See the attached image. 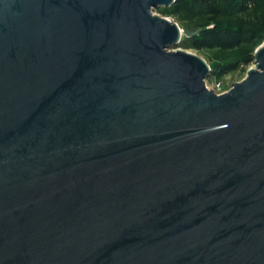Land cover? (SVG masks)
Instances as JSON below:
<instances>
[{
    "label": "water",
    "instance_id": "1",
    "mask_svg": "<svg viewBox=\"0 0 264 264\" xmlns=\"http://www.w3.org/2000/svg\"><path fill=\"white\" fill-rule=\"evenodd\" d=\"M177 1L0 0V264H264V44L217 93Z\"/></svg>",
    "mask_w": 264,
    "mask_h": 264
},
{
    "label": "rangeland",
    "instance_id": "2",
    "mask_svg": "<svg viewBox=\"0 0 264 264\" xmlns=\"http://www.w3.org/2000/svg\"><path fill=\"white\" fill-rule=\"evenodd\" d=\"M197 1L189 0L184 8L175 4L157 7L153 13L181 27V43L170 49H182L203 57L212 69L206 78L207 86L223 93L243 80L250 66H255V53L264 44V0ZM211 4L219 9L217 14L206 13L213 8ZM241 4L244 6L239 9ZM226 26L242 27V32L238 36H229L223 31L218 35L207 32ZM197 27L201 31L188 37L186 30Z\"/></svg>",
    "mask_w": 264,
    "mask_h": 264
},
{
    "label": "trees",
    "instance_id": "3",
    "mask_svg": "<svg viewBox=\"0 0 264 264\" xmlns=\"http://www.w3.org/2000/svg\"><path fill=\"white\" fill-rule=\"evenodd\" d=\"M193 1H196V2H199V1H197V0H193ZM201 2H203L204 0H200ZM244 1H250V0H244ZM241 3H245V2H241ZM189 4V0H178L176 3H175V5H177V6H179V7H182V8H184V7H187V5ZM174 5V4H173ZM212 5V4H211ZM244 5L243 4H241L240 5V7H239V9L241 8V7H243ZM210 7V6H209ZM212 9H210L209 11L210 12H206V13H214V14H217V12H218V10L219 9H217L216 7H215V5H212ZM202 10V9H201ZM205 14V13H204ZM224 32V33H226L227 35L229 34V36H234V35H236L237 34V36H238V34H240L241 32H242V27H236V26H226L224 29H217V30H211V31H207V32H211L212 34H216V35H218V33H220V32Z\"/></svg>",
    "mask_w": 264,
    "mask_h": 264
}]
</instances>
